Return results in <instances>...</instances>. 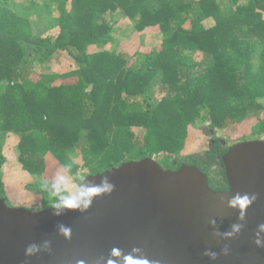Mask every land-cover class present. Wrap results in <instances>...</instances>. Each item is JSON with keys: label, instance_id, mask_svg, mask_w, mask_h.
Wrapping results in <instances>:
<instances>
[{"label": "trees", "instance_id": "1", "mask_svg": "<svg viewBox=\"0 0 264 264\" xmlns=\"http://www.w3.org/2000/svg\"><path fill=\"white\" fill-rule=\"evenodd\" d=\"M9 6L0 0V199L8 206L15 188L51 208L55 197L38 185L58 170L75 183L76 171L96 175L156 156L164 169L195 166L211 190L227 191L229 142L264 140V0ZM121 17L149 35L145 51L112 48ZM60 56L70 67L49 71ZM201 124L203 138L211 130L204 158L183 156L190 128ZM230 129L238 136L215 137ZM69 162L72 172L62 167Z\"/></svg>", "mask_w": 264, "mask_h": 264}, {"label": "water", "instance_id": "2", "mask_svg": "<svg viewBox=\"0 0 264 264\" xmlns=\"http://www.w3.org/2000/svg\"><path fill=\"white\" fill-rule=\"evenodd\" d=\"M221 162L227 191L211 190L195 166L172 171L145 158L103 172L114 191L94 198L85 213H31L0 199V264H105L100 257L106 259L114 247L125 254L140 248L149 264H264V247L255 244L264 224V140L231 144ZM103 173L86 176L84 183H99ZM238 192L257 197L244 220L228 207ZM60 224L71 228L70 240L59 234ZM235 224L243 225L240 233L225 238ZM45 240L50 251L25 255L29 244ZM205 251L216 252L217 259Z\"/></svg>", "mask_w": 264, "mask_h": 264}, {"label": "clouds", "instance_id": "3", "mask_svg": "<svg viewBox=\"0 0 264 264\" xmlns=\"http://www.w3.org/2000/svg\"><path fill=\"white\" fill-rule=\"evenodd\" d=\"M156 160L155 158H153ZM64 171L72 172L73 164L71 162L65 163L63 166ZM202 172V171H201ZM105 173V172H104ZM100 175L101 179L99 183L95 182V179L84 183L85 175L80 174L79 171L74 173L76 182L61 174L58 170L55 174L53 181L42 179L39 182L38 187L40 189H48L50 197H55L49 201L48 206L54 209L53 214L55 216L63 215L66 211H79L85 213L92 205L94 198L109 195L114 191L115 185L111 183L107 175ZM88 176V175H87ZM95 178L96 175H91ZM256 195H249L247 193H236L228 200V207L239 211V219L244 220L247 209L256 200ZM31 213H39L44 210L43 206L33 204L30 208L26 209ZM214 223V221H213ZM243 225L235 224L232 226V231L223 234L225 238H232L234 235L240 233ZM58 232L65 239H71L72 230L70 227L60 224L58 225ZM261 233H264V224L258 225V231L256 233L255 244L258 247H264V239L261 238ZM51 242L43 241L41 244H29L25 249V255L30 257L36 255L41 251H50ZM225 255L228 254L227 246L222 249ZM204 255L208 256L211 260L217 259V253L213 251H205ZM101 261L105 264H149V260L144 258L143 251L140 248L133 247L131 251L125 254L120 248H112L109 256L105 259L100 257ZM78 264H84L83 261H79Z\"/></svg>", "mask_w": 264, "mask_h": 264}, {"label": "rangeland", "instance_id": "4", "mask_svg": "<svg viewBox=\"0 0 264 264\" xmlns=\"http://www.w3.org/2000/svg\"><path fill=\"white\" fill-rule=\"evenodd\" d=\"M30 0H10V8L13 9H17V8H21L22 6H28ZM120 19V18H119ZM118 19V20H119ZM121 21V24L123 25L120 31V36L118 37V34H116V38H118V42H116L112 48L116 49V48H121V49H125L126 52H132L133 50H139L141 49L142 51H145L144 48H146L147 46L150 45L151 40L149 39V35H138L137 32L132 28L131 24H129L127 22L126 19L122 18L119 20ZM35 28L38 30L43 29V23L41 21H36L35 24ZM156 43H154L155 45ZM57 61L54 63L53 66L50 67L49 71H53V72H57L58 69H65L70 67L71 65V61L66 57V56H60L58 58H56ZM206 124H201L198 125L195 128H190V132L193 134V136L195 137V139L193 140V142L189 143V145L186 147L185 149V153L183 151V156L188 154H200L205 152L206 147H208V143L211 139L210 136H208L207 134H210L211 130L210 129H205L206 135L205 138H203L200 134V131L204 130V128L206 127ZM238 136V133L235 132V130H228V131H224V132H217L215 134V137H222L224 139H228L229 137H235L236 135ZM12 145H14L16 143V139L13 138L12 141ZM235 142H229V145L233 144ZM156 161H159L161 159V156H156ZM9 169L7 166L3 167L2 172L3 173H8ZM9 179H13V177L9 176ZM73 182V181H72ZM8 201L10 203V205L12 207H26V208H30L32 205H30V200H27V197L22 193L21 195V191L17 190V189H11L8 192Z\"/></svg>", "mask_w": 264, "mask_h": 264}, {"label": "flooded vegetation", "instance_id": "5", "mask_svg": "<svg viewBox=\"0 0 264 264\" xmlns=\"http://www.w3.org/2000/svg\"><path fill=\"white\" fill-rule=\"evenodd\" d=\"M206 149H207V147H206ZM205 152H206V150H205ZM205 152H203V153H200V154H198L201 158H204V154H205ZM205 160H206V162H208V159L207 158H205ZM215 166V165H214Z\"/></svg>", "mask_w": 264, "mask_h": 264}]
</instances>
